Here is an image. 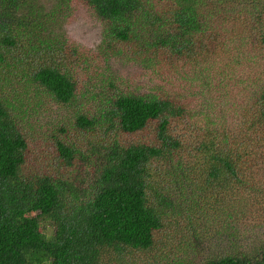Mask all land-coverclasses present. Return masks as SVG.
I'll list each match as a JSON object with an SVG mask.
<instances>
[{
    "label": "trees",
    "instance_id": "trees-1",
    "mask_svg": "<svg viewBox=\"0 0 264 264\" xmlns=\"http://www.w3.org/2000/svg\"><path fill=\"white\" fill-rule=\"evenodd\" d=\"M78 1L108 53L198 74L232 112L117 88L54 31L55 9L0 0V264H168L177 249L182 264H264V0ZM28 98L73 116L33 135Z\"/></svg>",
    "mask_w": 264,
    "mask_h": 264
},
{
    "label": "rangeland",
    "instance_id": "rangeland-1",
    "mask_svg": "<svg viewBox=\"0 0 264 264\" xmlns=\"http://www.w3.org/2000/svg\"><path fill=\"white\" fill-rule=\"evenodd\" d=\"M40 2L49 9H55L54 31L58 35L79 42L86 48L85 55L87 56L86 63L88 62V68H94L102 72L103 75L100 76L102 80L112 79L117 85V88L149 94L154 92V86L159 85L172 94V96L182 97L184 105L194 109L195 117L196 115L203 116L204 114L206 118H208L210 115V118L216 121L218 118L231 114L232 109L230 108V104L228 105L227 102L219 97L222 93L217 90V87L214 89L215 83L210 86L215 91L216 100L205 92L203 86H197V84H201L199 83L198 74L193 75L191 71L184 70L176 76V70L163 69L156 64H151L150 67L139 62L141 60H134L125 56H117L108 53V49L101 43L103 39V23L93 14L89 7L78 0H40ZM142 60L145 61V59ZM212 62L214 66L217 65V61ZM201 69L202 67L198 65L196 67V72L197 70L201 72ZM93 70H90V73H92ZM83 75L87 76L86 73H83ZM205 83L207 84L206 81ZM182 88L187 89L186 94L183 90L181 92ZM213 100L215 101L213 102ZM19 114L21 121L29 123L24 126L25 129L31 131L33 135L40 134L42 130L39 129L47 128L45 125H57L58 122L60 123L61 121L64 123L68 121L69 116H73L71 108L58 107L54 102L52 103L45 99L39 100L37 98H28L24 100ZM217 124L219 125V123ZM174 194L175 192L173 195ZM196 201L195 203L193 201L192 204V199L189 198L185 204V206L187 204L192 205L188 210L193 214L200 211L198 208L201 203H196ZM206 206L208 205L206 204ZM203 212L207 214L212 213L209 209ZM216 223L219 224L218 219H213L203 225L210 236L212 244L217 243L214 238L216 228L213 227ZM220 243H226V238L223 237ZM209 246V243H207L205 247ZM180 254L182 255V251L177 249L171 251L169 258L166 256L162 257L165 261H168V264H174L171 261L182 264L187 261V258L184 259L183 262L178 261L176 255ZM138 261L140 262V259H138ZM159 264H164V261L161 260Z\"/></svg>",
    "mask_w": 264,
    "mask_h": 264
}]
</instances>
